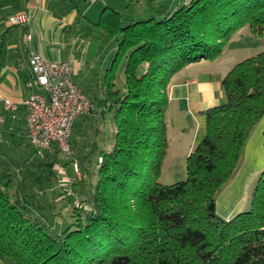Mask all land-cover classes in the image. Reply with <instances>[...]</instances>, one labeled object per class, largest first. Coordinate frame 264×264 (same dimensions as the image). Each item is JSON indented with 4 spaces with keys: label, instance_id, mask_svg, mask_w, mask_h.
Wrapping results in <instances>:
<instances>
[{
    "label": "trees",
    "instance_id": "1",
    "mask_svg": "<svg viewBox=\"0 0 264 264\" xmlns=\"http://www.w3.org/2000/svg\"><path fill=\"white\" fill-rule=\"evenodd\" d=\"M157 10L161 15L133 20L104 7L92 25L115 45L96 103L112 120L113 137L108 149H95L96 179L78 178L73 164L68 176L65 165L71 189L59 200L38 204L35 188L48 192L58 180L52 167L56 147L54 157L45 160L50 153L37 154L27 141L39 160L32 165L41 168L40 173L24 169L23 157L19 181L0 167V264H264V170L249 206L232 217L216 213L214 197L264 115V51L223 75L224 100L202 112L204 135L186 156L185 178L158 181L168 146L170 76L188 63L218 57L244 24L253 34L264 33V0L164 1ZM119 60H124L122 90L115 88ZM81 152L80 170L93 175L89 152ZM55 223L60 227L53 228Z\"/></svg>",
    "mask_w": 264,
    "mask_h": 264
},
{
    "label": "crops",
    "instance_id": "2",
    "mask_svg": "<svg viewBox=\"0 0 264 264\" xmlns=\"http://www.w3.org/2000/svg\"><path fill=\"white\" fill-rule=\"evenodd\" d=\"M145 1L0 0V134H5L3 137L0 135V138L13 140L20 130L27 138L25 133L26 111L21 101L31 94L33 88V80L27 65V58L32 52H38L47 59H69L72 71H81L80 76L84 81L89 79V76L85 73V68L88 66L83 56L75 53H70L69 56L68 52L63 53L66 49L64 39L67 35L77 36L84 29L91 28L104 7L120 12L116 8L119 4L124 8L134 5L132 10L134 16L122 17L136 20L142 18L137 16L142 13L161 15L162 11L157 10V5L164 1L187 2L189 0H147L150 5L144 8ZM138 10L142 12L139 13ZM18 13L25 14L28 22L11 23L9 18ZM27 34L30 35L29 38L25 37ZM83 48L84 51L89 49L87 45ZM217 58H202L188 63L170 76L166 88L168 98L165 109L166 133L189 140L188 142L183 140L185 153H189L202 131L200 125V120L203 119L202 112L223 99L220 83L227 70L225 72L220 70ZM98 77L103 78L102 72L98 73ZM87 85L88 93H92ZM83 93L86 94V92ZM6 101L16 103L17 110L11 111ZM84 119L85 116H80L82 123ZM260 120L262 121L258 123L249 139V142L253 141L257 136V130H262L258 134L259 145L264 143V140H261V134L264 132V123H262L264 118ZM84 126L82 124V127ZM261 147L262 145L258 146L253 153L257 161L256 167L242 175L247 162L245 159L238 173L224 184L219 196L215 199V210L219 216L230 218L250 204L248 201L249 188L256 181L260 171L264 170V151H261ZM47 152L53 155L54 147Z\"/></svg>",
    "mask_w": 264,
    "mask_h": 264
},
{
    "label": "rangeland",
    "instance_id": "3",
    "mask_svg": "<svg viewBox=\"0 0 264 264\" xmlns=\"http://www.w3.org/2000/svg\"><path fill=\"white\" fill-rule=\"evenodd\" d=\"M150 5L149 1H145L144 8H148ZM100 7V5H99ZM116 8L119 9V12L121 16H134L132 11L134 9V5H131L129 8H124L123 5H118ZM141 13L142 11H139ZM137 13V14H139ZM138 18L142 17L144 18L147 16V13H142L137 15ZM97 21V19H96ZM95 23V22H94ZM66 49H64L63 53L66 52L69 53H75L76 55H82L83 58L86 61V65L88 67L85 68V73L89 76V79L82 80L81 79V71H72V79L74 82H76L79 86V88L82 90V92H86L88 94V98L93 103V109L89 115H86L84 119L85 126L83 129L79 131H76V127L78 126V123L80 122V117L76 119V123L74 126V135L73 137L77 142H75V145H72V151L68 154H65L63 152L57 151V155L55 157L50 154L49 156L44 157L45 160H49L51 158H55L56 160L53 163V168L56 169V173L58 174V180H55L52 184L54 186L50 187V189L47 191H43L39 188H35L37 191V195L35 197L36 203L38 204H44L46 200H59V195L63 193L66 189H71L69 183L65 182L67 180V177L65 176V165L67 166V172L69 173L68 176L72 175V164L76 163L79 169V172L81 175L78 176V178L86 177V179L92 178L93 180L96 179V167H95V159H96V153L95 149H97V146L99 145L103 149H108L112 142L113 137V122L108 117V113L101 109L96 105L97 99H100L103 97V79L98 77V73L102 72L104 74L105 67L109 63L112 53L115 51V45L113 39L111 40L110 36L103 33L102 31H98L96 29H84L81 34L79 35H72L69 34L64 39ZM89 48L88 51H84V46ZM70 48L72 50H70ZM264 51V33L261 35L253 34L249 26L247 24H244L240 26L231 36L230 40L226 42L223 50L221 51V54L217 58V64L220 66V70L222 72H225L228 70L234 63L257 54L258 52ZM88 83V85L86 84ZM86 85L90 87V90L92 93H88L86 89ZM115 88H118L119 90H122L124 88V60L117 61V71H116V79H115ZM223 91V90H222ZM224 95V91H223ZM224 100V96L222 101ZM104 107V106H103ZM97 109V110H95ZM264 118V115L261 116L260 119ZM258 120L255 126L252 128V130L249 133V136L247 137L242 154L240 157V160L238 164L236 165L233 173L229 177V179L225 182H229L231 178L238 173L239 169L242 168L241 165L246 159V166L245 170L242 175H245L249 170L254 169L257 165V161H255L253 153L256 151V148L260 145L261 151H264V143L258 144L260 137L258 134L260 132L257 130V136L254 138L253 141L249 142V139L251 135H253L255 129L258 126V123H260L262 120ZM264 123V122H262ZM201 127V133L197 139V141H194L195 143L192 145L190 150L194 148V146L198 143V141L203 137L204 135V124L203 119L200 120ZM199 126V124H198ZM262 127V126H261ZM260 127V128H261ZM259 128V129H260ZM2 137L5 135L4 133L0 134ZM77 136V137H76ZM262 139L264 140V132L261 134ZM16 139V140H15ZM22 139V141H21ZM183 140H186L188 142V139H183L181 136H175L173 134L167 135V141L168 146L165 153V156L161 162L160 165V172L158 176V181L162 184H170L179 180H183L186 175L185 170V162H186V156L187 153H185V147ZM94 141H97V144H92ZM30 147L27 146V138H25V135H23L20 132H18L17 137H14L13 140L6 139V138H0V167L4 169L5 171L10 172V177L13 180L19 181L23 179V169H22V158L27 157L28 163L24 169H29L33 171L34 173H40L41 166L34 167L39 161L35 158L33 154L30 152ZM91 153L89 150H91ZM77 150H81V153L89 152V156H91L92 164L94 166L93 175L89 174L87 171L88 169H85V171H81L79 168V154H77ZM189 150V151H190ZM247 151V152H246ZM54 154V153H53ZM100 159V158H99ZM31 164V165H30ZM33 164V165H32ZM84 165V163H83ZM30 171V172H31ZM262 171V170H261ZM260 171V172H261ZM56 174V175H57ZM257 179V177H256ZM28 180V178H27ZM256 182V181H255ZM254 182V184H255ZM223 183L218 190L215 193V199L220 191L223 189L224 184ZM254 184L249 188V196L248 201L250 203L251 201V194L254 187ZM15 188V184L11 190ZM26 188V185L22 184L21 187H19L20 193L23 191V189ZM66 190V191H68ZM45 192V193H44ZM47 193V194H46ZM71 193V190H70ZM59 202V201H58ZM249 206V205H248ZM247 206V207H248ZM66 204L58 210L60 213L64 212L66 209ZM245 207V208H247ZM57 210V209H56ZM38 214L40 212H37ZM54 219L59 222L60 217L56 213ZM59 223L53 224V228H56L57 226L60 227Z\"/></svg>",
    "mask_w": 264,
    "mask_h": 264
},
{
    "label": "built area",
    "instance_id": "4",
    "mask_svg": "<svg viewBox=\"0 0 264 264\" xmlns=\"http://www.w3.org/2000/svg\"><path fill=\"white\" fill-rule=\"evenodd\" d=\"M10 22L27 23L25 14L18 13L9 18ZM29 38L30 35H26ZM27 65L33 80L31 94L21 101L25 108V133L37 154L56 147L68 154L71 131L75 120L89 115L93 103L72 79V64L69 59H47L38 52H32ZM8 108L15 112L16 103L6 101ZM75 176L81 175L76 163Z\"/></svg>",
    "mask_w": 264,
    "mask_h": 264
}]
</instances>
